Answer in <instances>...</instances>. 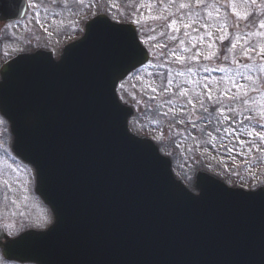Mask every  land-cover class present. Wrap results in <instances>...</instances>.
Here are the masks:
<instances>
[{"label": "water", "instance_id": "1", "mask_svg": "<svg viewBox=\"0 0 264 264\" xmlns=\"http://www.w3.org/2000/svg\"><path fill=\"white\" fill-rule=\"evenodd\" d=\"M21 1L0 0V18L18 17ZM84 32L57 60L37 50L0 67L12 152L33 166L35 193L54 217L46 230H25L19 245L0 247L3 258L264 264V186L245 191L197 172V193L185 187L152 140L130 132L134 111L116 95L118 82L148 60L134 26L100 14Z\"/></svg>", "mask_w": 264, "mask_h": 264}, {"label": "rangeland", "instance_id": "2", "mask_svg": "<svg viewBox=\"0 0 264 264\" xmlns=\"http://www.w3.org/2000/svg\"><path fill=\"white\" fill-rule=\"evenodd\" d=\"M30 1L39 3V0ZM53 1L56 19L51 17L49 19L53 20L50 23L41 22L43 38L41 33L36 34L34 20L28 19L21 29L16 28V39L9 41L4 51H26L42 45L53 48L47 39L49 32L59 41L62 39L67 43L78 38L83 33L84 21L100 11L116 21L126 18L136 24L140 40L151 53L150 62L121 81L117 88L122 102L135 109V116L128 123L131 131L149 136L160 152L171 158L175 176L190 189L194 188L195 173L199 170L217 175L231 187L255 189L264 184V141L254 134L248 135L250 131L255 133L264 129L244 119L248 115H256L255 112L241 111V105L221 96L222 91H227L229 95L240 94L241 89L233 87V84L249 87L264 85V71L261 70L264 64L257 61V54H261V48H264V28L257 27L264 21V2L255 6L243 0H224L222 6L212 3L197 6L189 0ZM181 2L189 3V7L181 9ZM45 8V13L50 12L51 7L46 5ZM232 8L240 14L234 17L243 20L245 31L250 33L240 34L243 39L239 41L235 40L237 34L232 31V21L227 15L230 12L233 14ZM252 8L257 13L248 15ZM128 9L131 11L128 12ZM205 9L212 15H207ZM172 20L176 24L170 28ZM185 23L190 26L185 28ZM205 24L209 27H204ZM221 24L226 30L220 29ZM221 35L227 37L223 41L228 43L220 53ZM233 42L235 47L227 51ZM250 47L255 51L249 58L243 53ZM170 52L185 59L177 61L169 55ZM193 56L197 58L193 60ZM205 56L210 58L205 59ZM225 56L227 59H224ZM237 58H243L240 67L234 65ZM245 64L249 67H243ZM189 67L193 69L191 72L187 70ZM247 76L253 79H245ZM169 80L171 84L167 83ZM205 85L212 89L213 98L219 103L213 105L207 99ZM165 87L170 91H164ZM152 88L157 90L153 92ZM182 89L186 95L181 93ZM248 95L255 97L257 108L264 107V95L253 92ZM189 100L193 103H188ZM201 103L209 109L211 116L204 113ZM228 106L237 107V114L217 111V108ZM206 116L207 120L203 118ZM225 116L229 119H224ZM245 124H248L247 128ZM6 125L0 115V202L14 198L16 219L13 222H17L19 229L24 226L44 229L51 222L52 215L33 192V170L17 160L9 150L10 133ZM8 204L2 205L7 208ZM5 217L8 216L5 214Z\"/></svg>", "mask_w": 264, "mask_h": 264}, {"label": "snow or ice", "instance_id": "3", "mask_svg": "<svg viewBox=\"0 0 264 264\" xmlns=\"http://www.w3.org/2000/svg\"><path fill=\"white\" fill-rule=\"evenodd\" d=\"M221 2V0H189V3H194L195 5L197 6H201V5H206L208 3H212V4H219ZM231 2V0H230ZM243 2L247 3L249 2V0H243ZM251 3H257V2H264V0H250ZM189 3H185V2H181L179 7L181 9L183 8H186V7H189ZM231 11L233 12V15H236L237 17L240 16V14L236 11L235 8H232ZM205 12L207 15H212L211 12H208L207 9H205ZM217 13H218V9H217ZM248 15H251V13H249ZM153 19H156V17H152ZM176 24V21L175 20H172L171 23L169 24V27H173L174 25ZM190 25L188 23H185L184 24V27L185 28H188ZM204 27H209V25L205 24ZM257 27L259 28H264V21H261ZM220 29L221 30H226L225 29V25L224 24H221L220 25ZM178 30V29H177ZM211 34V33H209ZM227 37L225 35H221L219 37V39L221 41L225 40ZM148 39H152V37H148ZM171 39H175V37H171ZM243 39V37L237 35L235 40L236 41H239ZM133 40H135V34H133ZM181 43H183L181 41ZM158 47H166V45H158ZM235 47V42H233L232 46L229 47L227 49V51H232L233 48ZM255 51L254 48H248L245 50V52L243 53L244 56H247L250 58L251 56V53ZM132 54L133 55H136L138 54V49L134 48L132 49ZM261 54H264V48H261ZM162 55V53H161ZM170 56H174L175 59L177 61H183L185 58L180 56V55H177L175 52H170L169 53ZM197 57L196 56H193L192 59L195 60ZM210 57L209 56H205V59H209ZM224 59H227V56L224 57ZM243 67L247 68L249 67V65L245 64L243 65ZM136 71H139L138 69H135ZM189 72H191L193 69L191 67H189L187 69ZM219 70V68L217 69ZM262 71H264V68L261 69ZM204 71H208L207 68H204ZM245 79L247 80H252L253 78L251 76H247L245 77ZM168 84H171V80L167 81ZM121 87H123V85H121ZM233 87H236V88H239L241 89V92L240 94H235L233 93L232 95H229L227 93V91H222L221 92V96H225L227 97V99L232 102V101H235L237 102L239 105H241V111H249V112H255L256 115H248L246 117H244V119L248 122H255L256 125H258L261 129H264V107L262 108H257L256 107V100H255V97H249L248 93L249 92H253V93H258L260 95H264V85H261L260 87H249L248 85H240V84H233ZM205 89H206V96H207V99L213 104H217L219 103V100L218 99H214L213 98V91L212 89L208 88L207 85H205ZM157 89L156 88H152V91L155 92ZM164 91H170L169 88L165 87L164 88ZM181 93L186 95V93L183 91V89L181 90ZM155 97H153L154 99ZM167 103L171 104V101H168ZM188 103H193L192 100H189ZM201 107H203V104L201 103ZM171 111V109H170ZM181 111H183V109H181ZM203 111L204 113H207L208 116H211L212 114L209 112V109L207 107H203ZM217 111L218 112H221V114L223 113V111H227V112H230V113H233L234 115L237 114V107H232V106H228L227 108H217ZM204 119H208V117H203ZM224 119H229V117L225 116ZM209 122H211L209 120ZM178 123H183V121H179ZM195 127V125H193V128ZM245 128L248 127V124H245L244 125ZM225 131H227V129H225ZM255 135L256 137H258L260 140L264 141V131H256L255 133H253L252 131H250L248 133L249 136H252V135ZM241 143H244V141H241ZM232 149H228V151H231ZM240 155H244V153H241ZM43 227V226H41ZM27 233H24V234H12V233H9V236H6L4 237L2 240H0V247H4V248H11V247H15L17 245H19L24 236L26 235ZM10 237V238H9Z\"/></svg>", "mask_w": 264, "mask_h": 264}, {"label": "flooded vegetation", "instance_id": "4", "mask_svg": "<svg viewBox=\"0 0 264 264\" xmlns=\"http://www.w3.org/2000/svg\"><path fill=\"white\" fill-rule=\"evenodd\" d=\"M40 3L35 4L32 3L30 0H26V3L28 5V12L27 15L25 16V18L23 19H15V20H2L0 19V62L4 61L8 58H10L11 56L15 55L18 51H12V52H8L7 50L4 51V46L7 45L9 43V41L16 39V28L19 27V29L22 28V24L25 23L26 20L29 19L31 13L29 12V8L32 4L33 7V13L36 10L37 13L40 12V10H43L45 12L46 10V5L48 7H52L55 5V2L53 0H39ZM31 3V4H30ZM34 5V6H33ZM36 5H38V7L36 8ZM34 15L36 16L37 14L34 13ZM41 13L39 14V17H41ZM231 15V14H229ZM232 16V15H231ZM38 15L36 16V21H38ZM41 21V19H39ZM37 24V22H36ZM36 34H40L41 31L39 29L35 30ZM246 32H243L242 34H244ZM40 36L43 38V34L41 33ZM44 39H46L44 37ZM37 47H41V48H45V49H49L51 48L48 45H42V46H37ZM60 46L58 45V47L56 49H53L54 52H58L59 51ZM31 50V49H29ZM21 52H27L26 51H21ZM5 229L6 231L9 232L8 229H12V221L10 219H6V217H4L3 213H0V229Z\"/></svg>", "mask_w": 264, "mask_h": 264}]
</instances>
